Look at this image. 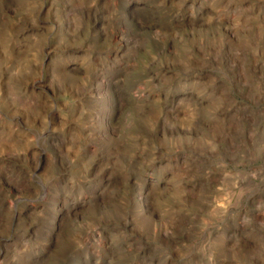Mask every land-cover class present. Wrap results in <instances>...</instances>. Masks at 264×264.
<instances>
[{
	"label": "rangeland",
	"instance_id": "374dc122",
	"mask_svg": "<svg viewBox=\"0 0 264 264\" xmlns=\"http://www.w3.org/2000/svg\"><path fill=\"white\" fill-rule=\"evenodd\" d=\"M0 264H264V0H0Z\"/></svg>",
	"mask_w": 264,
	"mask_h": 264
}]
</instances>
